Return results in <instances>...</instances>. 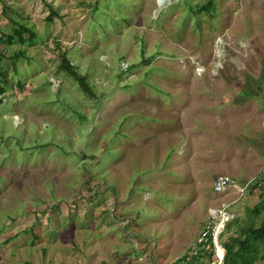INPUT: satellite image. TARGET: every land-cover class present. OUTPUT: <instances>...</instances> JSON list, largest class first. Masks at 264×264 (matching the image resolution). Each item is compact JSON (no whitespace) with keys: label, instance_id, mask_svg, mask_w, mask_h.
<instances>
[{"label":"rangeland","instance_id":"obj_1","mask_svg":"<svg viewBox=\"0 0 264 264\" xmlns=\"http://www.w3.org/2000/svg\"><path fill=\"white\" fill-rule=\"evenodd\" d=\"M207 1L0 0V264H171L219 209V239L264 222V0Z\"/></svg>","mask_w":264,"mask_h":264},{"label":"trees","instance_id":"obj_2","mask_svg":"<svg viewBox=\"0 0 264 264\" xmlns=\"http://www.w3.org/2000/svg\"><path fill=\"white\" fill-rule=\"evenodd\" d=\"M190 10H193V12L213 11L214 5L212 0H208L202 5H196L195 7L190 8ZM54 14L56 13L51 9L48 16L51 17ZM6 17L9 22L18 26L17 28H13L12 32H14V34L18 36L20 42H24L25 39L23 36L26 33L28 34V38L30 40L32 39L34 33L31 29H28L24 24L17 23L8 15H6ZM12 39L13 37L11 36V34L7 35V42H10V40ZM20 54L21 53L15 54L14 59L17 58V56ZM60 55V69H62L68 76L73 78L78 83L79 88L82 92L92 97L94 95V92L91 86L88 84L86 77L84 75H81L76 69V67L70 64L64 52H61ZM18 84H20L19 81ZM2 91L3 88L0 87V92ZM261 181L262 183L260 188L263 192V195L261 202L257 204L253 209H251V213L253 215H258L262 212V210H264V170L261 174ZM230 222L225 225L226 228L224 227L223 230L228 229ZM219 244L221 249L223 250V258L221 264H253L259 259L262 260L264 259V222H262L259 226L256 227L253 226L251 222L244 223V225H238L236 233H232L226 239H219ZM214 252L215 250L212 241L211 229L207 228L205 225L204 231L202 232V238L196 244L194 249H192L191 252L187 254H183L171 264L216 263L217 260L214 255ZM205 255L208 256L209 259L207 263L201 262L203 256L205 257Z\"/></svg>","mask_w":264,"mask_h":264},{"label":"built area","instance_id":"obj_3","mask_svg":"<svg viewBox=\"0 0 264 264\" xmlns=\"http://www.w3.org/2000/svg\"><path fill=\"white\" fill-rule=\"evenodd\" d=\"M234 180L224 174H218L215 176L212 189L216 194H223L231 188H235L238 192H243L247 188L249 182L244 183L233 182ZM234 215L228 214L226 209H219L215 211V214L211 216L209 221L206 223V227L211 229L212 241L215 244L214 255L217 262L212 264H221L223 258V250L220 246L216 244L217 239H219V234L224 229L225 225L233 219ZM204 234V233H203Z\"/></svg>","mask_w":264,"mask_h":264},{"label":"crops","instance_id":"obj_4","mask_svg":"<svg viewBox=\"0 0 264 264\" xmlns=\"http://www.w3.org/2000/svg\"><path fill=\"white\" fill-rule=\"evenodd\" d=\"M244 182H245V181H242V183H244ZM228 191H230L231 193H235V192H236L234 187L231 188V189H229Z\"/></svg>","mask_w":264,"mask_h":264},{"label":"bare ground","instance_id":"obj_5","mask_svg":"<svg viewBox=\"0 0 264 264\" xmlns=\"http://www.w3.org/2000/svg\"><path fill=\"white\" fill-rule=\"evenodd\" d=\"M163 0H158L159 3H162Z\"/></svg>","mask_w":264,"mask_h":264}]
</instances>
